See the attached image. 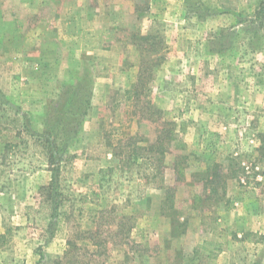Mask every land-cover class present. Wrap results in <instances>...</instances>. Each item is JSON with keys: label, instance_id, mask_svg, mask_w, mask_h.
I'll list each match as a JSON object with an SVG mask.
<instances>
[{"label": "rangeland", "instance_id": "374dc122", "mask_svg": "<svg viewBox=\"0 0 264 264\" xmlns=\"http://www.w3.org/2000/svg\"><path fill=\"white\" fill-rule=\"evenodd\" d=\"M144 1L0 0V264H264V0Z\"/></svg>", "mask_w": 264, "mask_h": 264}, {"label": "trees", "instance_id": "16d2710c", "mask_svg": "<svg viewBox=\"0 0 264 264\" xmlns=\"http://www.w3.org/2000/svg\"><path fill=\"white\" fill-rule=\"evenodd\" d=\"M259 9L264 12V3ZM147 10H149V1L145 0L144 5L142 7V13H143V11H147ZM141 15L142 14L140 13L138 16L141 17ZM151 37H152V35H150V33H149L147 35H141L140 39H142L144 42H147V41H149V39ZM152 38H154V37H152ZM153 41H154V43L151 44L152 47L150 49V52H154V53L159 52L158 50L162 46V40L159 39V40L155 41V39H153ZM160 62H161L160 59H158L156 62H151L147 66H144V64H143V67H141V69L139 70V73L137 76V83L135 85V88L133 89L135 95H140L139 89L143 88L145 83L149 79L152 78L153 68L155 66L159 65ZM3 96H4L3 92L0 91V102H1V104L4 105L3 100H2ZM135 98L137 99L138 97H135ZM79 101H82V100L80 99ZM87 101H88V99H85V102H87ZM14 111H15V115H18L23 120L22 126H23L24 130L27 132V134L32 138H37L47 153L48 164L50 165L51 170H52V180H51V183L48 187V196H49V199H51V204H52V208H53L52 210L54 212H57V210L61 204L57 200V197H58V194H57L58 193V191H57L58 190V173H59V166L62 162V154L66 148V145H64L62 148H59L56 141H55V138L52 135L41 133V132H38V131L33 129V127L31 126L30 117L26 112H22L20 109H16ZM168 136H169V139L171 141L175 142V146L177 148L185 149L186 144L177 137L175 131L168 129ZM161 145H162L161 141L156 140V142H154V144L151 145L150 148L138 146L137 149L139 151L137 152V155L145 157V155L148 153L156 154L155 155L156 157L154 155L146 156V157L154 158L157 163H160L161 162V156L163 154V149H161ZM146 151H147V153H145ZM111 170H112V168H111ZM177 172L179 174V178H182L183 175L185 174L183 166H180V167L177 166ZM217 177H218L217 173H213L210 177H208L209 178L208 182H210L211 184L216 183ZM164 187H165L164 185H161V188H164ZM171 195H172V187L166 186V196L170 197ZM194 198H195V203H196L197 200L199 199V196L195 195Z\"/></svg>", "mask_w": 264, "mask_h": 264}]
</instances>
